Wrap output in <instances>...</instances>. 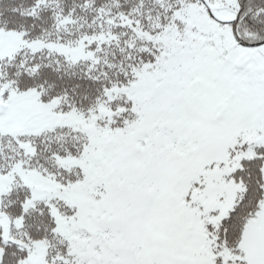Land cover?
Returning <instances> with one entry per match:
<instances>
[{"label": "snow or ice", "instance_id": "snow-or-ice-1", "mask_svg": "<svg viewBox=\"0 0 264 264\" xmlns=\"http://www.w3.org/2000/svg\"><path fill=\"white\" fill-rule=\"evenodd\" d=\"M0 264H264V0H0Z\"/></svg>", "mask_w": 264, "mask_h": 264}]
</instances>
